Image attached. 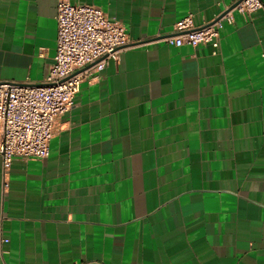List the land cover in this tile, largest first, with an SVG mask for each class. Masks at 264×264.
<instances>
[{
    "label": "crops",
    "instance_id": "crops-1",
    "mask_svg": "<svg viewBox=\"0 0 264 264\" xmlns=\"http://www.w3.org/2000/svg\"><path fill=\"white\" fill-rule=\"evenodd\" d=\"M128 46L80 83L42 159L0 156V264H264V0L219 46L158 40L235 0H70ZM56 0H0V81L41 82Z\"/></svg>",
    "mask_w": 264,
    "mask_h": 264
},
{
    "label": "built area",
    "instance_id": "built-area-1",
    "mask_svg": "<svg viewBox=\"0 0 264 264\" xmlns=\"http://www.w3.org/2000/svg\"><path fill=\"white\" fill-rule=\"evenodd\" d=\"M263 7L261 0H235L209 22L194 25L191 15L173 24L168 44L219 46V29L233 21V11L248 15ZM56 46L53 63L39 83L0 81V156L4 178L14 156L42 159L58 116L69 110L80 83L100 71L128 46L124 25L99 7L56 0ZM72 264H88L75 261Z\"/></svg>",
    "mask_w": 264,
    "mask_h": 264
}]
</instances>
